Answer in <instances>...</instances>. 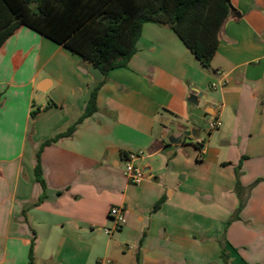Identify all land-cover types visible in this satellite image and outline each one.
Listing matches in <instances>:
<instances>
[{
    "label": "crops",
    "instance_id": "0c3cea01",
    "mask_svg": "<svg viewBox=\"0 0 264 264\" xmlns=\"http://www.w3.org/2000/svg\"><path fill=\"white\" fill-rule=\"evenodd\" d=\"M231 4L210 68L151 22L128 66L107 76L26 26L4 42L0 264H27L32 240L35 264H264V0ZM103 80L97 111L41 152L44 189L40 145L81 117ZM136 152L140 184L124 174ZM112 207L125 214L118 229Z\"/></svg>",
    "mask_w": 264,
    "mask_h": 264
},
{
    "label": "trees",
    "instance_id": "16d2710c",
    "mask_svg": "<svg viewBox=\"0 0 264 264\" xmlns=\"http://www.w3.org/2000/svg\"><path fill=\"white\" fill-rule=\"evenodd\" d=\"M233 11L231 0H0V48L20 26H26L78 54L107 76L113 69L128 66L137 52L143 25L151 22L168 25L202 65L210 68L218 50L219 32ZM103 83L96 84L73 125L40 145L35 176L44 189L41 152L71 136L79 123L97 111V95ZM236 175V192L241 195L244 189L239 173ZM163 202L158 201L154 210ZM245 204L241 199L234 219ZM34 244L32 240L27 264H35ZM222 256L227 258L226 250Z\"/></svg>",
    "mask_w": 264,
    "mask_h": 264
},
{
    "label": "built area",
    "instance_id": "2783aa9c",
    "mask_svg": "<svg viewBox=\"0 0 264 264\" xmlns=\"http://www.w3.org/2000/svg\"><path fill=\"white\" fill-rule=\"evenodd\" d=\"M222 122L220 119L210 121L209 130L213 131L220 128ZM142 152L130 153L125 158L124 174L132 184H140L146 178L142 166L139 164V159L142 157ZM110 216L116 221V228H120L126 223L124 211L119 207H112L110 210ZM105 233H112L111 228H105ZM102 264H112V261L105 259L101 261Z\"/></svg>",
    "mask_w": 264,
    "mask_h": 264
},
{
    "label": "water",
    "instance_id": "95a60500",
    "mask_svg": "<svg viewBox=\"0 0 264 264\" xmlns=\"http://www.w3.org/2000/svg\"><path fill=\"white\" fill-rule=\"evenodd\" d=\"M191 101H192L193 103H194V102L196 103V101L194 100V98H192ZM145 173H146V172H145Z\"/></svg>",
    "mask_w": 264,
    "mask_h": 264
},
{
    "label": "rangeland",
    "instance_id": "374dc122",
    "mask_svg": "<svg viewBox=\"0 0 264 264\" xmlns=\"http://www.w3.org/2000/svg\"><path fill=\"white\" fill-rule=\"evenodd\" d=\"M245 191H246V190H243L241 193H243V194H244V193H245Z\"/></svg>",
    "mask_w": 264,
    "mask_h": 264
}]
</instances>
